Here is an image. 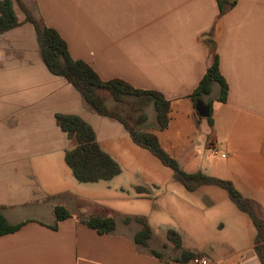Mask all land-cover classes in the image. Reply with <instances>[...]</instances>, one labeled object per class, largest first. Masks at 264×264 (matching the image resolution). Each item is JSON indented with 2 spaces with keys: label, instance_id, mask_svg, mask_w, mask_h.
Instances as JSON below:
<instances>
[{
  "label": "crops",
  "instance_id": "obj_1",
  "mask_svg": "<svg viewBox=\"0 0 264 264\" xmlns=\"http://www.w3.org/2000/svg\"><path fill=\"white\" fill-rule=\"evenodd\" d=\"M31 2L32 10L68 43L71 55L90 64L102 80L120 79L137 89L162 93L171 102L170 123L164 130L152 101L128 98L144 106L148 120L142 130L157 136L185 172L201 171L232 182L259 205L264 217V0ZM15 11L24 21L16 4ZM213 49L229 92L226 103L217 102L220 85L215 83L211 95L201 101L205 106L214 101L210 126L206 119L199 120L190 97L213 62ZM56 114L88 122L102 148L120 164L114 149L119 143L142 158H155L133 142L122 124L93 113L71 84L47 69L30 23L0 34V207L11 224L28 221L19 231L0 237V264H193L155 257L153 251L162 253L153 245L155 237L148 247L136 244L141 226L125 224L126 217H119L116 231L104 236L76 219L79 212L113 211L84 199L91 191L79 185L65 163L72 145L57 126ZM157 164L167 176L165 183L170 182L166 193L193 212L207 217L212 211L219 219L213 225L214 236L189 251L202 253L211 264H260L254 250L255 227L225 190L203 186L189 192L169 168ZM45 167L59 170V184H44ZM121 168L122 173L107 182L108 192L115 187L124 192V186L136 193L137 187L162 189L163 183L135 173L124 184ZM176 184L191 194L185 195L187 200L177 195ZM136 193L134 198H142ZM58 205L74 216L55 230L53 208Z\"/></svg>",
  "mask_w": 264,
  "mask_h": 264
},
{
  "label": "trees",
  "instance_id": "obj_2",
  "mask_svg": "<svg viewBox=\"0 0 264 264\" xmlns=\"http://www.w3.org/2000/svg\"><path fill=\"white\" fill-rule=\"evenodd\" d=\"M15 4L25 15V20L20 21L16 15ZM221 14L225 13L224 2H219ZM235 2L228 3L229 8ZM23 23H30L36 32L37 43L41 59L47 69L55 76L65 79L81 95L88 108L95 114L113 119L122 124L129 132L133 142L151 153L165 167L169 168L177 182L187 191L195 192L203 186H216L225 190L230 200L243 213L247 214L256 230L255 253L260 264H264V217L259 205L250 199L245 198L227 180L208 176L201 171L196 173L185 172L177 160L166 152L161 146L159 139L153 133L142 130L148 117L144 112V106H134L128 98L149 99L153 102L156 112V120L161 130L166 129L170 123L171 102L158 91L141 90L129 83L113 79L104 81L96 73L93 67L86 61L75 59L69 50L68 43L62 38L57 30L49 27L44 19L22 0H0V34L13 30ZM213 62L201 79L198 87L191 95V100L196 108L198 102L211 95L213 84L220 85V94L216 101L226 103L229 86L220 70L219 56L214 49ZM115 106H109V101ZM213 100L207 104L209 117L206 119L210 126H213ZM128 106L125 111L122 107ZM199 117V114L196 113ZM199 120H202L199 117ZM55 121L60 130L71 141V148L65 152V163L71 169L74 178L82 184H94L99 182H110L122 173L120 164L107 153L99 143L97 134L93 127L76 115L56 114ZM138 194L146 195L149 190L145 187H137ZM80 206L83 204L80 203ZM55 225L58 229L60 222L72 218L74 215L62 205L53 208ZM76 219L94 230L99 235H111L116 231L115 214L85 215L77 213ZM136 222L141 230L136 233L134 242L148 247L155 234L146 217H126L125 224ZM28 221L11 224L3 214L0 207V237L19 231ZM167 242L172 245L175 253L179 254L172 259L173 262L188 263L196 257L203 256L202 253H195L183 248L181 235L171 229L167 231ZM165 248L167 245L164 246ZM153 255L159 259L163 253L153 251Z\"/></svg>",
  "mask_w": 264,
  "mask_h": 264
},
{
  "label": "rangeland",
  "instance_id": "obj_3",
  "mask_svg": "<svg viewBox=\"0 0 264 264\" xmlns=\"http://www.w3.org/2000/svg\"><path fill=\"white\" fill-rule=\"evenodd\" d=\"M22 1L32 9L31 0ZM111 102L113 101L110 100L108 103ZM111 105V107L115 106L114 102ZM134 106H136V104ZM122 108L125 111L129 110L128 106H124ZM115 146L116 147H113L117 152L116 156H119L120 158L121 164L119 161H116L125 169L124 177L123 179L121 178V181L124 184L127 183L124 179H128L131 173H135L141 176V178H152V181L163 183L162 189L156 191L152 185L146 187L149 190L148 194L141 196L142 198H134L135 196L133 193L136 192L128 191L129 189L126 188V186H124V192H122L121 189L116 190V187L113 192H108L105 188L108 184L107 182H100L99 185L80 183L79 185H82L81 187L91 191L86 192V198L84 199L91 202L93 206L99 207V205H103L108 207L113 211L112 214L116 213L117 218L115 215V220L117 221L119 217L122 219V216L146 217L155 234L153 245L163 253L165 258L172 259L176 255L174 250L172 251V245L167 242L166 233L168 230L173 229L185 237L187 246L185 247L186 250H193L194 248H197L196 246H199L200 248L202 247V243L206 240V237L214 236L215 232L213 231V225L214 223H217L219 219H217L216 216H213L214 214H212V211L209 216L207 215V217L200 214V212H193L188 206H186L185 203L171 196L170 192L166 193L165 191L167 190L171 191V186L168 185L170 182L165 183L167 176L157 168L160 167L157 164V158H142L140 155L139 157L132 151H129L128 147L122 143L115 144ZM143 163H146L148 166H144ZM43 172L44 175L42 177V181L44 180V184L51 186L59 184L56 175L59 173L57 168L45 167ZM90 187H93L95 190H92L93 188ZM177 187L180 191L177 195H181L179 197L182 200H187L188 197L185 195L191 194L185 192L184 188H182L179 184L175 185V188ZM137 195L138 194L136 193V196ZM233 231L238 233V230L235 228H233ZM225 235L226 234L223 233L221 234V236ZM228 235H231V233ZM165 245H167L166 248L164 247Z\"/></svg>",
  "mask_w": 264,
  "mask_h": 264
},
{
  "label": "water",
  "instance_id": "obj_4",
  "mask_svg": "<svg viewBox=\"0 0 264 264\" xmlns=\"http://www.w3.org/2000/svg\"><path fill=\"white\" fill-rule=\"evenodd\" d=\"M195 109L201 118L207 119L209 117V108L203 103L198 102Z\"/></svg>",
  "mask_w": 264,
  "mask_h": 264
},
{
  "label": "built area",
  "instance_id": "obj_5",
  "mask_svg": "<svg viewBox=\"0 0 264 264\" xmlns=\"http://www.w3.org/2000/svg\"><path fill=\"white\" fill-rule=\"evenodd\" d=\"M193 264H211L210 260L206 257H196L191 261Z\"/></svg>",
  "mask_w": 264,
  "mask_h": 264
}]
</instances>
